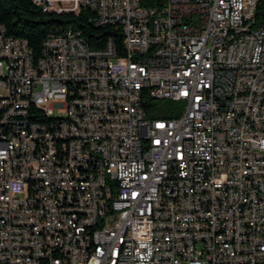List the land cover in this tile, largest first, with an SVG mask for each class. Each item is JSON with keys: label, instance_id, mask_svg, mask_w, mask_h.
I'll return each mask as SVG.
<instances>
[{"label": "built area", "instance_id": "built-area-1", "mask_svg": "<svg viewBox=\"0 0 264 264\" xmlns=\"http://www.w3.org/2000/svg\"><path fill=\"white\" fill-rule=\"evenodd\" d=\"M33 1L124 55L67 29L35 58L0 25V264H264L260 0Z\"/></svg>", "mask_w": 264, "mask_h": 264}, {"label": "trees", "instance_id": "trees-1", "mask_svg": "<svg viewBox=\"0 0 264 264\" xmlns=\"http://www.w3.org/2000/svg\"><path fill=\"white\" fill-rule=\"evenodd\" d=\"M143 6H163L165 0H140ZM259 9L264 8V0L259 1ZM260 10L258 14H261ZM96 14L83 9L78 13H52L42 10L33 0H0V25L8 36L24 39L35 58L41 56L45 39L56 33L71 29L92 49H101L111 39L118 56H123L122 35L117 26L96 24ZM144 104L150 108L148 115L159 118H172L179 115L182 104L168 99L155 100L148 97ZM34 109L33 112H37ZM39 112V110H38ZM32 117L31 115H29ZM36 119V117H35Z\"/></svg>", "mask_w": 264, "mask_h": 264}, {"label": "rangeland", "instance_id": "rangeland-1", "mask_svg": "<svg viewBox=\"0 0 264 264\" xmlns=\"http://www.w3.org/2000/svg\"><path fill=\"white\" fill-rule=\"evenodd\" d=\"M55 114H64L63 110H55Z\"/></svg>", "mask_w": 264, "mask_h": 264}]
</instances>
